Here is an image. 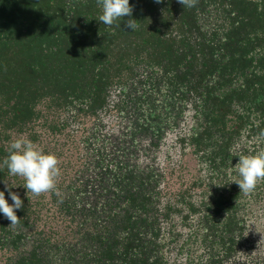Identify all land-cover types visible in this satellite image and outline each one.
Listing matches in <instances>:
<instances>
[{"label":"trees","instance_id":"obj_1","mask_svg":"<svg viewBox=\"0 0 264 264\" xmlns=\"http://www.w3.org/2000/svg\"><path fill=\"white\" fill-rule=\"evenodd\" d=\"M129 3L132 31L97 0H0V190L23 201L0 264H264V179L231 182L264 151V0ZM21 137L54 189L8 173Z\"/></svg>","mask_w":264,"mask_h":264},{"label":"clouds","instance_id":"obj_2","mask_svg":"<svg viewBox=\"0 0 264 264\" xmlns=\"http://www.w3.org/2000/svg\"><path fill=\"white\" fill-rule=\"evenodd\" d=\"M154 2L160 4L162 0H154ZM177 2L191 7L194 0H177ZM97 3L101 8L97 18L100 23L112 25L115 21L128 17L125 27L131 31L136 28L135 19L131 17L133 6L130 5L129 0H97ZM3 165L10 175L22 177L23 188L34 195L54 189L56 177L59 175L58 158L55 154L43 152L31 140L22 137L9 143ZM234 166L237 178L231 182H235L239 192L247 194L255 188L258 180L264 179V151L254 155H240ZM10 188L5 183V190L12 203L5 198V191L0 190V215L10 221L9 225H15L19 220L15 210L22 208L23 201Z\"/></svg>","mask_w":264,"mask_h":264}]
</instances>
